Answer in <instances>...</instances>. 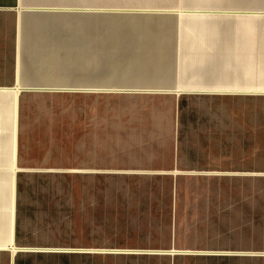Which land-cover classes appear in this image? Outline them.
I'll list each match as a JSON object with an SVG mask.
<instances>
[{"label": "crops", "instance_id": "1", "mask_svg": "<svg viewBox=\"0 0 264 264\" xmlns=\"http://www.w3.org/2000/svg\"><path fill=\"white\" fill-rule=\"evenodd\" d=\"M125 1L105 6L104 0H80L79 6L73 7L72 0H0V223L5 213L7 225V237L2 241L0 236V255L4 256L0 264H36L32 252L17 250V247L10 251L15 241L25 240L24 235H17V172H43L38 179L47 181V188L41 191L54 195L55 199H58L55 193L63 191L65 196L69 191L66 195L71 197L72 187L66 184V177H57L53 169L29 168L27 160L33 152L30 144H38L37 153L45 152L41 157L49 159L48 153L52 151L50 158H53L61 151L66 160L75 155L82 160L83 154H97L106 145L117 160L112 165L116 169L113 175L145 173L159 177L160 187L156 186L160 193L159 237L166 243L163 249H170L166 252L174 254L172 264H264V257L249 262L247 257L234 253L246 248L243 242L249 238L247 221L242 220L246 208L242 197L249 188L242 182V176L247 173L241 172L245 168L239 161L264 158V90L210 89L198 82L235 79L232 74L239 73V59L244 56L239 51L240 44L233 45L235 41L229 40L230 49L223 53L234 66L219 65L214 61L217 53L212 50L216 48L215 41L222 40L216 32L212 38L214 44L179 37V15H208L211 10L179 6V0ZM77 13L95 17L92 38L88 39L85 30L79 53L72 49L73 31L68 39L65 31L63 36L51 38V31L57 30L55 26L51 29L55 24L51 16ZM105 13L176 18L173 29H159L153 35L156 39L147 40L142 34L143 39L136 45L139 50L131 49L129 58L115 59L110 52L105 60L103 40L97 29ZM260 43L255 67L261 64L264 70V39ZM200 46L206 50H199ZM249 52L246 57L252 61ZM73 70L79 72L84 85L54 86L53 81L71 77ZM105 71L112 79L121 81L105 86ZM255 72L258 79V71ZM63 95L68 107L62 109L60 116L53 113L58 104L39 103L41 99H58ZM105 97H111L110 102H105ZM32 111L40 113L30 115ZM59 124L65 128L63 144L43 149L41 145L54 142L51 136ZM88 125L93 129L84 131ZM215 161H225L226 165L230 161L225 175L230 178L223 184L186 183L188 175L214 174L202 169L215 165ZM68 167L69 172L81 173L80 177L74 175L79 177L80 190L90 193L91 197L97 196L100 189L88 180L98 171L82 172L71 164ZM61 179L63 183H56ZM137 188L134 191L149 190L146 186ZM216 189L224 194L208 195ZM2 192L7 194L4 202ZM195 192H206L205 198H196ZM232 192L239 193L238 198L234 194L232 200ZM134 201L131 200L134 206L139 205ZM233 201L239 202L235 218L234 213H229L227 219L220 218L216 223L212 220L206 226L193 219L195 214L199 215L198 211L217 209ZM149 204L155 205L151 199ZM218 222H224V247L234 252L216 258L179 251L197 247V242L193 243L196 236L201 231L217 228ZM185 230L190 234L183 236ZM252 231L257 235L250 237L264 238V221L257 222ZM181 239L190 244L181 245ZM25 242H21L26 244L23 246L31 245ZM184 255L194 257L183 258ZM68 257L81 259L83 256L75 253L65 258Z\"/></svg>", "mask_w": 264, "mask_h": 264}, {"label": "rangeland", "instance_id": "2", "mask_svg": "<svg viewBox=\"0 0 264 264\" xmlns=\"http://www.w3.org/2000/svg\"><path fill=\"white\" fill-rule=\"evenodd\" d=\"M148 1L150 3H161L163 0ZM118 2L123 3L126 1L104 0V5L116 6ZM130 2L132 3V1ZM133 2H137V0H133ZM79 3L80 0H72L73 7H78ZM179 6L211 10L208 15H179L180 38L194 39L199 41L200 44H204L207 41L210 44H214V39L212 38L216 32L223 41H215L216 48L214 47L212 50L217 53V58L214 61L219 63V65L222 64V66H234V64H230L225 54L223 55L230 49L229 46L232 43L230 44L229 40L235 41L233 45L240 44L239 49H241L239 51L244 54L243 58L239 59L241 62L239 73L232 74L235 79L199 80L198 82L204 88L264 90V70L261 64L255 67L256 50L261 48L260 42L264 39V0H179ZM53 18L55 24L51 25V29H54L53 27L55 26L57 30L51 31V38H55L59 34L63 36L65 31L68 39L70 32L73 31L74 39L71 41L73 43V51L79 53L80 40L84 38L85 30H87L88 39L92 38L91 32L95 30V17L80 16L77 13L66 16H51V19ZM101 18L102 20L97 29L100 39L103 40L106 60L108 58L106 54H110V52H112L111 56H114L115 59L129 58L131 49L137 48L139 50L136 45L143 39V35L147 40L156 39L157 37L155 36L159 29H173L176 17L157 15L124 16L105 13ZM192 30L195 33L191 32ZM200 39L206 41H200ZM201 49L206 50L205 47L200 46L199 50ZM248 52L253 56L252 59L254 60L250 61V58L246 57ZM75 60L78 61V59ZM256 62H259V60ZM256 70L258 71V79L255 78ZM119 81L121 80L112 79L109 73L105 71V86H111L113 82L117 83ZM52 83H54V86L68 87L84 85V81L79 79V72L76 70L72 71L71 77L68 76L62 80L58 79ZM64 99L65 96L63 95L58 99L49 100L47 98L45 101L41 99L39 103L41 105L58 104L53 109L55 110L53 113H57L56 115L60 116L62 109L68 107L64 104ZM75 99L77 98L75 97ZM110 99L111 97H105V102L108 100L110 102ZM74 103V101L71 103L72 106ZM33 112L36 115L40 113L32 111L30 115H33ZM88 113L90 114V111ZM57 122L61 124V120ZM77 126H79V123H77ZM63 129L65 128L61 127V125H56L55 132L51 136L54 142L41 145L43 149L48 146L60 147L64 141L65 134L62 133ZM89 129L93 128L88 125L86 129L84 128V131ZM81 130L83 131V128ZM37 146L38 144H30L33 152L27 160V163L31 165L29 168L33 170L53 169L55 171L54 175H58L57 177H66V184L69 185L70 183L72 187L71 197L68 198L66 195L69 191H66L65 196L63 191L55 193L58 195V199H55L52 194L41 191L42 188H47V181L43 182L38 179L43 172H17L18 174L20 173L19 175L17 174L16 185L18 200L16 207L17 235H24L25 240L22 241H26L25 243L31 245L23 246L26 244H22V241H15L10 251H15L17 247V250L32 252V255H34L33 261L36 264L173 263L174 254L166 252L170 249H163L166 243L159 237V228H161L160 209L158 207L160 193L156 190L160 187L159 177L156 178L145 173L113 175L115 172L112 171L116 169L112 165L117 163V160L111 155V151L106 148V145L103 148L104 151H100L97 154L88 153L87 156L83 154L82 160L81 156L78 155L66 160L64 159L66 158L64 153L61 151L55 153V158H50L53 153L49 151V159H46L41 157V155L45 156V152L40 151L37 153L35 150ZM226 162L227 165L224 164L225 161H215V165L202 169L207 172L212 171L214 174L185 176L187 178L190 177L186 183L209 182L216 185L223 184L224 180L230 178L225 176L230 168L228 167L230 161ZM239 162L245 168L241 172L247 173V175L242 176V182L244 187L249 188L247 195L242 197L244 200L242 204L246 206L245 212L243 211L242 213L244 218L242 220L247 221L249 231L247 242H243V244H246V248L244 247L242 250L234 252L224 247L226 242V239H224V222H218L217 224L220 226H217V228H207L208 230L201 231V234L196 236L193 243L197 242V247L194 249L182 248L179 249L180 252L185 250L190 253L202 254L199 256L216 258H223L225 255H229V252H234L237 255L247 257L249 262L250 260L264 257V238L250 237V235H257L254 234V231L250 233V229H255L257 222L264 221V158ZM69 164L75 166L76 168L74 169L83 170L82 172H85V170L87 172L108 171L107 173H94L93 177L88 180L89 184L93 183L94 187L100 189L97 196L91 197L90 193L87 195L80 190L79 177L81 173L69 172L68 169H71L68 167ZM74 175H79V177ZM58 182L63 183V179L57 180L56 183ZM232 182L235 181L232 180ZM158 185L159 187H156ZM144 186L149 190L134 191V189H138L137 187ZM222 194L224 193L220 190L208 193L211 197ZM232 194V200H234V194H237L236 198H238L239 193L232 192ZM204 195H206V192L193 193L196 198H205ZM6 196V192H2L3 202L6 200ZM149 199L153 200L155 205H150ZM131 200H135L134 202H138L139 205L134 206L135 204H132ZM238 205L239 202L233 201L231 204H226L217 209L211 208L204 212L198 211L199 215L195 214L193 219H195L196 223L202 222L206 226L212 220L216 223L220 221V218L221 220L227 219L229 213H234L232 217L235 218V210L238 211ZM4 215L6 216L5 213ZM5 216L0 223V228L3 229V234H0L2 241L7 237ZM36 226L39 228L35 229ZM32 227H34V230H32ZM187 234H190V232H187V230L182 231L183 236ZM179 243L181 245L190 244L183 239L179 240ZM75 253L81 254L84 258H65L68 254ZM184 256L183 258L194 257L191 255ZM1 257L4 256L0 255Z\"/></svg>", "mask_w": 264, "mask_h": 264}]
</instances>
